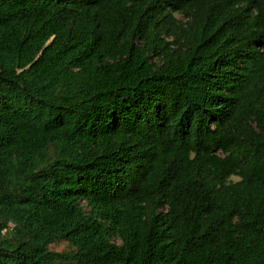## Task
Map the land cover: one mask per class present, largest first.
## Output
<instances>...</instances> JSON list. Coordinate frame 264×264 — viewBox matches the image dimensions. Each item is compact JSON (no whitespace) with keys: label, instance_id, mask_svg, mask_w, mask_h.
I'll return each instance as SVG.
<instances>
[{"label":"trees","instance_id":"16d2710c","mask_svg":"<svg viewBox=\"0 0 264 264\" xmlns=\"http://www.w3.org/2000/svg\"><path fill=\"white\" fill-rule=\"evenodd\" d=\"M0 264H264V0H0Z\"/></svg>","mask_w":264,"mask_h":264},{"label":"rangeland","instance_id":"374dc122","mask_svg":"<svg viewBox=\"0 0 264 264\" xmlns=\"http://www.w3.org/2000/svg\"><path fill=\"white\" fill-rule=\"evenodd\" d=\"M50 249L52 251H56V252H60V253L71 251V249L68 246L67 242H58V243L52 244L50 246Z\"/></svg>","mask_w":264,"mask_h":264}]
</instances>
